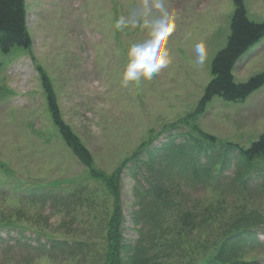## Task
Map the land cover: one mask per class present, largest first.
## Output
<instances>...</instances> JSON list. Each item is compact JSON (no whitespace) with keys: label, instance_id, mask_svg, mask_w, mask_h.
Masks as SVG:
<instances>
[{"label":"rangeland","instance_id":"obj_1","mask_svg":"<svg viewBox=\"0 0 264 264\" xmlns=\"http://www.w3.org/2000/svg\"><path fill=\"white\" fill-rule=\"evenodd\" d=\"M228 1L27 0L33 49L0 52V227L16 224L29 239L15 245L17 230L6 233L5 238H12L8 245L0 241V264H120L118 251L123 264H201L199 255H212L229 233L244 228L243 219L254 217L262 219L252 229L261 244L243 245L234 259L264 264V194L250 178L246 186H235V167L222 171L225 188L217 189L194 182L184 166L172 168L173 180L162 176L170 189L146 206L147 211L157 212L152 237L147 233L145 237L150 249L141 252L135 245L136 228L145 226V221L136 224L132 215L144 206L132 194V178L124 174L125 221L123 232H118L126 242L119 250L115 242L109 245L114 198L61 137L37 71L41 68L49 77L64 119L92 152L93 168L106 176L128 156L150 149L158 130L173 122L185 124L177 126L178 133L190 131L200 138L211 133L223 142L247 147L264 133V108L258 110L264 104V86L243 102L216 96L207 106V116L194 113L211 78V58L226 42L227 25L217 31L216 24L207 20L211 16L220 23L222 7L228 11L231 6ZM157 3L162 7L157 8ZM245 3L251 20L264 19V0ZM165 13L174 24L163 46L168 65L151 79L125 85L129 48L151 39L152 25ZM120 21L123 26L117 28ZM201 42L207 53L203 65L196 63L195 52ZM263 70L264 41L235 79L246 81ZM252 111L259 113L260 120L245 119ZM36 184L55 186L51 189L56 192L57 211L51 202L26 200L20 193L21 186ZM36 234L87 244L37 260L41 251Z\"/></svg>","mask_w":264,"mask_h":264},{"label":"trees","instance_id":"obj_2","mask_svg":"<svg viewBox=\"0 0 264 264\" xmlns=\"http://www.w3.org/2000/svg\"><path fill=\"white\" fill-rule=\"evenodd\" d=\"M235 10L231 21V35L227 45L219 51L213 58L211 63V79L209 80L204 96L199 104V111H202L206 104L215 96L219 95L228 101H244L253 91L258 89L264 83V72L252 76L246 82L238 83L234 76V67L238 59L264 35V22L259 23L249 19L244 0H234ZM25 0H0V49L7 54L12 48L20 47L29 49L32 44L31 36L26 26ZM43 87L47 93L48 106L50 108L53 123L58 127L59 133L65 143L72 149L74 154L80 161L90 170V174L98 179L103 180L106 189L114 198V212L110 219L113 223L114 231L109 232V245L115 242L118 250L120 249V240L122 239L118 230L120 227V218L123 212L122 206V170L115 171L110 176L99 172L93 168V155L82 142L80 136L72 129V127L63 119L61 110L55 95L54 88L49 77L45 72L41 71ZM210 140L213 137H208ZM251 153L264 156V134L260 137V141L253 145L248 156ZM141 175L146 179L147 184H137L134 194L138 202L143 204L136 211L134 216H141L150 201L163 198L162 185L158 182H149L147 173L142 172ZM157 189L159 190L157 192ZM157 211H153L149 217L135 218L136 223L141 220L145 221V225L149 226L148 235L153 233ZM144 214V213H143ZM118 232V233H117ZM144 232V229L142 231ZM117 233V234H116ZM64 243H58L53 246V250ZM69 246V245H67ZM66 246V247H67ZM65 247V248H66ZM224 247L218 248V252ZM150 249L149 244L144 241V251ZM120 264H123L118 251ZM221 257L219 253L216 258ZM116 259L114 254L112 261ZM116 261V260H115Z\"/></svg>","mask_w":264,"mask_h":264},{"label":"clouds","instance_id":"obj_3","mask_svg":"<svg viewBox=\"0 0 264 264\" xmlns=\"http://www.w3.org/2000/svg\"><path fill=\"white\" fill-rule=\"evenodd\" d=\"M157 8L162 5L157 3ZM123 26V21L117 23L116 27ZM174 24L171 18L165 13L164 18L154 23L151 28V39L144 43L132 45L128 50V63L123 73V83L127 85L129 81H139L141 78L151 79L168 63V53L164 49L167 35L173 31ZM196 63L203 65L206 60V48L203 42L196 44Z\"/></svg>","mask_w":264,"mask_h":264}]
</instances>
